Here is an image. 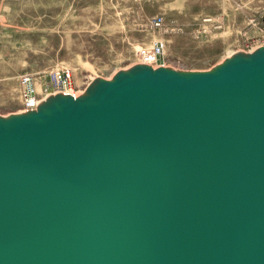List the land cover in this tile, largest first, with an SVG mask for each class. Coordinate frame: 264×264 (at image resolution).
Wrapping results in <instances>:
<instances>
[{"label":"water","instance_id":"95a60500","mask_svg":"<svg viewBox=\"0 0 264 264\" xmlns=\"http://www.w3.org/2000/svg\"><path fill=\"white\" fill-rule=\"evenodd\" d=\"M0 264H264V47L0 118Z\"/></svg>","mask_w":264,"mask_h":264},{"label":"rangeland","instance_id":"374dc122","mask_svg":"<svg viewBox=\"0 0 264 264\" xmlns=\"http://www.w3.org/2000/svg\"><path fill=\"white\" fill-rule=\"evenodd\" d=\"M157 40L166 68L212 71L264 47V0H0V116L18 112L20 75L68 67L82 93L139 64L137 51Z\"/></svg>","mask_w":264,"mask_h":264},{"label":"built area","instance_id":"2783aa9c","mask_svg":"<svg viewBox=\"0 0 264 264\" xmlns=\"http://www.w3.org/2000/svg\"><path fill=\"white\" fill-rule=\"evenodd\" d=\"M161 24L162 18L160 17H154L150 23L154 28ZM137 54L139 64H149L152 68L166 67L165 43L162 40L153 42L149 48H140ZM18 86L19 113L35 111L42 101L52 95L64 94L77 97L81 94L75 87L73 70L68 67H56L40 73L37 77L30 74L20 75Z\"/></svg>","mask_w":264,"mask_h":264},{"label":"bare ground","instance_id":"6f19581e","mask_svg":"<svg viewBox=\"0 0 264 264\" xmlns=\"http://www.w3.org/2000/svg\"><path fill=\"white\" fill-rule=\"evenodd\" d=\"M259 48V47H258ZM256 49L257 48H255V49H253L252 51H250L249 53H252V52H254V51H256ZM238 54H240V53H238ZM235 55H237V54H235ZM232 58V57H231ZM143 65V64H142ZM146 65H148V64H146ZM150 66V65H149ZM112 79V78H111ZM105 80V79H104ZM17 113H19V112H17ZM11 116V114H9V115H5V116H0V118H4V119H6V118H9Z\"/></svg>","mask_w":264,"mask_h":264},{"label":"crops","instance_id":"0c3cea01","mask_svg":"<svg viewBox=\"0 0 264 264\" xmlns=\"http://www.w3.org/2000/svg\"><path fill=\"white\" fill-rule=\"evenodd\" d=\"M16 111H18V109Z\"/></svg>","mask_w":264,"mask_h":264}]
</instances>
